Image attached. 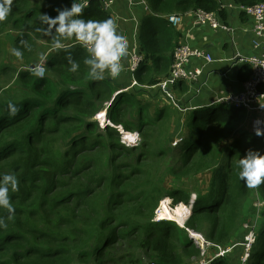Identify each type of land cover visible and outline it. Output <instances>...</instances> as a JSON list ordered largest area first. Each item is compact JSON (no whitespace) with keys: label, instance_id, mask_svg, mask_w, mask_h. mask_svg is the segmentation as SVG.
<instances>
[{"label":"trees","instance_id":"trees-1","mask_svg":"<svg viewBox=\"0 0 264 264\" xmlns=\"http://www.w3.org/2000/svg\"><path fill=\"white\" fill-rule=\"evenodd\" d=\"M145 1L149 13L138 26L142 59L127 70L126 81L90 80L87 52L74 39L64 42L75 45L72 57L80 68L68 71L65 52L53 51L51 37L35 31L41 12L57 14L49 5L70 6L71 0H15L0 23V34L16 31L12 47H22L21 38L30 45L22 60L10 53L7 61L0 40V172H15L20 181L11 194L16 213L0 228V264H190L199 248L187 231L173 220L153 221L165 196L176 203L192 194L185 226L221 247L242 240L241 224L256 213V201L264 203V185L248 189L238 177L240 156L249 148L264 150V137L242 126L250 117L244 108H193L172 145L179 120L171 132L162 125L169 107L149 115V100L142 98L159 97L147 86L168 75L178 45L167 16L197 8L224 14L223 8L218 0ZM84 15L109 16L97 0ZM41 55L45 74L38 76L33 69ZM132 77L139 85L124 90ZM9 101L20 107L15 117L8 115ZM101 111L109 121L103 127L95 119ZM118 126L138 131L141 142L126 147ZM162 208L170 213L165 203ZM188 211L183 205V219ZM259 214L262 227L247 264H264V204ZM0 216H7L5 209ZM231 258L228 253L209 264H234Z\"/></svg>","mask_w":264,"mask_h":264},{"label":"clouds","instance_id":"clouds-1","mask_svg":"<svg viewBox=\"0 0 264 264\" xmlns=\"http://www.w3.org/2000/svg\"><path fill=\"white\" fill-rule=\"evenodd\" d=\"M14 3L15 0H0V23L8 19L13 11ZM89 4L90 0H71L70 6L49 5L57 14L52 16L47 12H41L37 18L41 26L35 31L51 37L53 51L65 52L70 65L68 71L75 73L80 68V64L72 57L71 49L75 45L64 42L74 39L87 52L83 62L87 66V76L90 80L102 81L106 76L116 79L125 69V60L129 56V37L121 28L118 15H109L100 20L86 19L84 13ZM19 43L22 47L13 46L10 52L12 56L22 60L24 50L29 49L30 45L23 38ZM40 59L45 61L47 58L41 55ZM33 71L36 75H40L38 68ZM260 107L264 109V104ZM7 109L9 117H15L20 111L18 104L12 101H9ZM253 127L257 136L264 137V117H257ZM122 133L121 143L126 147H133L141 142L138 131L124 132L122 129ZM237 167L238 177L244 187L259 189L261 185H264V150L247 149L238 159ZM19 185L20 181L15 172H0V208L7 212L6 217L0 216V228H7L6 220H11L16 213L11 194L19 192ZM195 196L196 194L193 193V199Z\"/></svg>","mask_w":264,"mask_h":264},{"label":"built area","instance_id":"built-area-1","mask_svg":"<svg viewBox=\"0 0 264 264\" xmlns=\"http://www.w3.org/2000/svg\"><path fill=\"white\" fill-rule=\"evenodd\" d=\"M97 1L100 2L101 7L106 11L115 3L116 0ZM141 3L146 6L145 0H141ZM237 7L238 10L249 16L252 21L251 31L254 35L252 43L254 48H258L260 50V54L248 57H240V61L247 62L249 65H251V74L243 82L242 89L237 93L218 95L217 98H215L211 103L216 105H229L232 107L244 108L250 117L246 118L242 126L246 130L254 131L253 120H256L257 117H264V109H261L260 107L261 104H264V2L253 5L237 3ZM186 14L190 16L191 27L206 26L213 30L222 29L227 32L232 31L231 27L219 20L215 11H206L201 8H197L189 10L186 12ZM167 20L174 28L180 29L183 22V16L181 13L170 14L167 16ZM191 57H203L207 62L213 61V58L210 54H207L197 48H193L184 42H179L175 48L168 75L162 78L155 85L147 86V88H149V90L152 92L156 91L155 95L163 98L169 105L181 112L190 111L194 107L187 106L181 102L180 98L176 97L174 93L175 85L179 82V80H183L189 82V85L191 86L193 83L198 81L199 76L202 73L200 68H192L188 65ZM141 59L142 56L139 53H132L129 58L128 69L131 72L136 70ZM36 68L39 69L40 75H43V66L39 64L36 66ZM134 85H139V83L134 77H132L131 84L124 88V90ZM104 117L105 115H103V118ZM108 122V120H103L101 121V124H106ZM117 129L123 135L121 126H118ZM123 131L127 132L125 130ZM179 136L173 139V145L179 141ZM256 202L258 204V206H256V203H254L255 207L257 208L256 213L252 218L249 217V220L244 223L245 226L243 229L242 240L232 243L234 247L238 246L241 249V258L239 264H247L251 256L252 248L258 240L255 222L260 216L259 209L264 203H260L259 201ZM158 208L159 206L155 210L153 221H159L161 219V216H159L157 213ZM187 217L188 214L184 219ZM180 226L187 231L193 243L200 250V256L191 264H209L214 258L225 257L230 252V250L234 248H230L232 245L221 247L206 240L200 232L185 227V224H181ZM210 248H212L211 254L208 253V249Z\"/></svg>","mask_w":264,"mask_h":264},{"label":"crops","instance_id":"crops-1","mask_svg":"<svg viewBox=\"0 0 264 264\" xmlns=\"http://www.w3.org/2000/svg\"><path fill=\"white\" fill-rule=\"evenodd\" d=\"M218 2L223 8L224 14L216 11L215 13L219 20L231 27V32L222 29L213 30L206 26L191 27L190 16L186 12H181L183 16L181 28L176 29L172 26L178 33V43L184 42L210 54L213 58L212 62H207L203 57H191L188 65L202 70L198 81L190 86L189 82L179 80L174 87L176 97L180 98L182 103L194 108L209 106L208 104L218 95L239 92L243 82L251 74V65L240 61L239 58L260 54V50L254 48L252 43L254 39L251 31L252 21L244 12L238 10V2L235 0H218ZM106 12L109 15L119 16L120 26L129 37L130 48L129 56L125 60V69L116 78L126 81L130 55L139 53L138 26L141 19L149 13V9L147 4L145 6L141 3V0H116ZM151 100L157 101L152 96ZM167 106L170 110L172 123L176 124L178 120L181 121V130L178 129L173 134L172 139H175L181 132L183 135L184 120L189 111L181 112L169 104Z\"/></svg>","mask_w":264,"mask_h":264},{"label":"rangeland","instance_id":"rangeland-1","mask_svg":"<svg viewBox=\"0 0 264 264\" xmlns=\"http://www.w3.org/2000/svg\"><path fill=\"white\" fill-rule=\"evenodd\" d=\"M9 30V31H8ZM8 30H6V31H4L2 34H0V40H1V44H2V48H3V50L6 52L5 53V58H6V60L7 61H9V59H10V50H11V48H12V35L14 34H16V31L15 30H12V29H8ZM150 30H148V29H146L144 32H143V35H144V38L145 39H147V40H149L150 39ZM17 65H20L19 63H16ZM39 64H41L42 66H43V61H40L37 65H39ZM43 68H44V66H43ZM45 74V70L43 71V75ZM142 98L145 100V101H147V100H149V106L147 107V109H148V113H149V115H152V114H154V112L156 111V109H158V108H160V107H162L164 104H166V105H168L167 103H166V101L163 99V98H161V97H158V98H155V97H153L155 100H157L156 102H153V100H151V97H147L146 95H143L142 96ZM165 101V103H164V101ZM221 110H222V112H227V111H229V109H231V110H233L232 108H229V109H227V108H220ZM102 113H97L96 115H95V119L97 120V122H98V125L100 126V127H103L104 126V124H101V118L103 117L102 115H101ZM220 113H218L217 115H219ZM105 118V117H104ZM103 120V119H102ZM164 122L165 123H162V125H164L166 128L167 127H169V129L171 130V132L175 129L174 128V124L171 122L172 121V119H171V114H166L165 116H164ZM106 121V120H105ZM163 122V121H162ZM171 124V125H170ZM179 125H180V127H181V121H179ZM174 128V129H173ZM175 131V130H174ZM175 133V132H174ZM174 133H171L172 134V138H173V134ZM120 135H121V139H122V134L120 133ZM174 143H172V145H173ZM197 185H199V184H197ZM200 185H207L206 183H203L202 182V184H200ZM190 198H191V195L189 196V199H187V201L186 202H184V201H182V202H176V203H174V196L172 195V196H165L163 199H162V201H161V203H160V205H159V208H158V210H157V213L159 214V216H160V213H161V210H163L164 211V209L162 208V205H163V203H165L166 204V207L170 210V213H165V215H163L164 217H161L162 219H167V218H172V219H169V220H174L178 225H181V224H185V222H186V220H187V218L189 217V215H190V212H191V208H192V204H191V202L189 201L190 200ZM192 200V199H191ZM256 204V206H258V204H257V202H255ZM183 205L185 206V207H189V213H188V217L186 218V219H184L183 220V216H185V214L187 213H182V214H180V212H181V210H182V208H183ZM186 209V208H185ZM180 214V215H179ZM182 217V218H178V217ZM250 217V216H249ZM249 217H247V218H249ZM161 220V219H160ZM244 223L243 224H241V231L244 229ZM186 227V226H185ZM255 227H256V232L258 233V238H259V232H260V230H261V227H262V221L261 220H259L258 218H257V221L255 222ZM236 241H238V240H235V241H232V243H235ZM232 243L231 244H229V245H232ZM229 245H227V246H229ZM226 246V247H227ZM234 247V245H232V247H230V248H233ZM211 252H212V248H210V249H208V253L209 254H211ZM240 252H241V249L238 247V246H235L232 250H230V254H231V261L234 263V264H239V261H240ZM200 256V250H199V253H198V255H196V256H193L191 259H190V262H194L195 260H197V258ZM189 262V263H190ZM191 264V263H190Z\"/></svg>","mask_w":264,"mask_h":264},{"label":"bare ground","instance_id":"bare-ground-1","mask_svg":"<svg viewBox=\"0 0 264 264\" xmlns=\"http://www.w3.org/2000/svg\"><path fill=\"white\" fill-rule=\"evenodd\" d=\"M131 87H133V86H130L129 88H131ZM100 113H102L103 115H105V111H101ZM103 115H102V116H103ZM101 119L106 120V118H103V117H102ZM165 213L167 214L168 212H166L165 210H164V211L161 210L160 216H161V217H164L163 215H165ZM161 219H162V218H161ZM168 219H172V218L169 217Z\"/></svg>","mask_w":264,"mask_h":264},{"label":"water","instance_id":"water-1","mask_svg":"<svg viewBox=\"0 0 264 264\" xmlns=\"http://www.w3.org/2000/svg\"><path fill=\"white\" fill-rule=\"evenodd\" d=\"M208 105L210 106V105H214V104L210 102Z\"/></svg>","mask_w":264,"mask_h":264},{"label":"snow or ice","instance_id":"snow-or-ice-1","mask_svg":"<svg viewBox=\"0 0 264 264\" xmlns=\"http://www.w3.org/2000/svg\"><path fill=\"white\" fill-rule=\"evenodd\" d=\"M102 115V114H101Z\"/></svg>","mask_w":264,"mask_h":264}]
</instances>
